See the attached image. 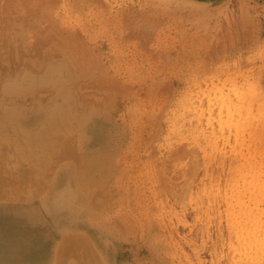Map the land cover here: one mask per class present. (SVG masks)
<instances>
[{
	"label": "rangeland",
	"instance_id": "1",
	"mask_svg": "<svg viewBox=\"0 0 264 264\" xmlns=\"http://www.w3.org/2000/svg\"><path fill=\"white\" fill-rule=\"evenodd\" d=\"M80 1L0 0V167L13 171L0 248L61 240L54 221L8 219L43 210L64 179L81 196L69 220L111 230V244L99 251L72 229L65 252L25 249L18 264H126L134 253L149 264L146 250L161 255L154 264H186L238 216L264 235V188L230 183L264 169V0ZM50 32L62 38L51 46L79 49L23 58ZM224 236L217 257L230 252Z\"/></svg>",
	"mask_w": 264,
	"mask_h": 264
},
{
	"label": "bare ground",
	"instance_id": "2",
	"mask_svg": "<svg viewBox=\"0 0 264 264\" xmlns=\"http://www.w3.org/2000/svg\"><path fill=\"white\" fill-rule=\"evenodd\" d=\"M83 1L84 0H82V2ZM90 1H92V0H90ZM128 33L129 32H127V34ZM70 38H72V37H70ZM61 39L62 38L60 35H57L55 33L50 32L49 34L45 35V37L42 38V40L41 39L37 40V45L35 46L33 53L28 54V55H23V58H25L26 56H28V58L34 56L35 59H37V60L39 59V60L46 61V60L52 59V57L62 58L64 55L68 54V53L64 52L65 50L69 49L70 51H72V50H75L78 48L77 45H73V47H70V46L66 47L68 44H70L69 42L65 43V46H63L64 45L63 43L57 44V43H59L58 41ZM54 41L57 42L56 45L53 46V44H52V46H51V43L55 44ZM61 44H63V45H61ZM49 46H51L50 49H49ZM82 48L83 47H80V50L83 53H85ZM72 56H75V55H72ZM248 107L251 108V104ZM66 114H69V113H66ZM13 121H15V123H13V124H17L16 119L12 120V122ZM84 129H86V126L84 127ZM88 129L92 131L91 126H89ZM83 138L92 147V133H90V135H87L86 137H83ZM96 166H98V165H96ZM0 171H1L0 172V187L2 189L5 185L13 182L12 175H11V173L13 171L11 172L10 169H6L4 167H0ZM30 173L31 172H27V171L22 172L21 173L22 176H19L18 178H23V179L26 178V180L29 182V181H31V178H32L31 177L32 173L31 174ZM209 178L211 179V177H209ZM230 179H231V181H230L231 184L234 183L233 182V180H234L237 184L243 185L244 187L261 189V188H264V169L259 168L258 165H256V164H251L246 168L245 171L242 172V175H240V173H239L235 179H233V178H230ZM18 181H20V180H18ZM61 181H64V183L57 181L56 184L53 185L54 187L49 192H47L45 195L40 197L41 198L40 203H41V207L43 208V210L40 209V211H39L37 208H35V210H34L33 206H30L29 204H27L26 206L18 208V209H11L10 211H12V213H15L16 216L13 219H8L9 225H11V224L16 225L19 222H21L22 220H28L30 222L37 221V220H39V221L41 220V221H45V222L54 221L57 225L58 234L59 233L62 234V235L59 234L57 239H61V240H56L55 237H52L49 239L48 236H45V237L41 236V237L37 238L36 241L31 242L29 240H25V241H20L21 243L18 242V243L12 244L10 246L0 248V264H18L19 262H17L18 260H16V259H18L19 256L23 255L25 249H30V248H35L38 251V253H41V254L46 253V252L48 253V255H51L53 253L54 254L55 253H63V252H65V250L68 247V244H67L68 243L67 242L68 233L72 232L70 235L77 237L72 229H75V230L79 231V233H82V234L88 233L89 236L92 237V239L95 243V246L99 251L104 250L106 248V245L108 246L109 242L111 244V242H112L111 235L113 233L111 230L109 231V235H108V233L105 232V234L107 235L105 237V236H103L101 229H98L97 227H95V229H92V233H91V231H88V229H87L88 227H86V225L84 223L82 224L80 221H75L72 223L69 220L68 213H69L70 217H72V215H76L74 213L75 208H77L76 204L80 203V197L81 196L79 197L78 193L74 192V191L71 193V191H70L71 186L68 182L69 180L64 179ZM203 184L205 185V183H203ZM73 186L75 187L74 184H73ZM75 190L78 191L76 189V187H75ZM69 207L72 209L71 213L68 212ZM62 209H64V210H62ZM56 210L57 211L58 210L64 211L61 218L59 216H56V214H57ZM40 212L47 213V216L43 217L42 215L39 214ZM8 213H9L8 209L2 210V211H0V217L9 218ZM248 220L252 221V217L243 219V217L238 216V218L234 217V218L230 219L229 223H226V224H228V226L226 227L227 228L226 233L223 230L222 231L218 230V232H217L218 233L217 241L219 243V244H217L218 246L216 245L217 246L216 247L214 243H210V241L207 240L209 242V244H211L210 246H208L209 244L207 245V242L205 241L204 243H202L200 248H198V249H196V247L192 248V251L190 252V254L187 253L188 255H186L187 256L186 264H222V262L224 260L223 258H225V263L223 262L224 264H264V235L260 234V232L256 229V226H254V224H252L251 222H248ZM115 227L117 228V226H115ZM177 227H178V225H177ZM181 228H182V226H181ZM9 229H12V228H9ZM120 229L121 228L117 229L118 234H119ZM165 230H166V228H165ZM122 232H124V231H122ZM178 232H180V230ZM6 233L7 232H6V229L4 228V226H1L0 227V236L6 235ZM77 233L78 232H76V234ZM192 233H190V235ZM194 233H196V232H194ZM65 234H67V235H65ZM171 234H172V232H171ZM207 234H209V233L207 232ZM225 234L228 238L227 243L229 244L230 252L234 254V257H230V252H229V254H227L226 257H223V258L216 256V253L218 252L219 249H220L219 252L222 251V248L220 246L225 244V242L223 243V239L225 237L224 236ZM179 236H177V237H179ZM208 236H209V239H211V236H213V234L210 233ZM62 237H64V238L62 239ZM125 237L127 238V236H125ZM191 237H193V234ZM196 237L198 238V236H196ZM75 239L76 238H74L69 243V245L72 244V242L75 243L76 242ZM122 239L124 240L125 238H122ZM204 240H206V239H204ZM82 242H84V241H82ZM213 242H214V239H213ZM218 247H219V249H218ZM227 250H228V248H227ZM146 251H148L147 255L149 257L147 259H149L150 261H147V262L149 264H154L156 262H159L162 259L160 254L152 253L149 250H146ZM201 253L206 254L207 257L202 256ZM98 257H99V255L95 256V264H104L103 262H101L102 259H100ZM146 257L147 256L145 255L143 258H146ZM139 258L142 259L141 257H139ZM139 258L137 256V254L134 253L132 258L130 259L129 263H126V264H139L137 262L139 260ZM109 263L110 264H116L113 261L109 262ZM25 264H32V263L27 262ZM49 264H54V263L51 262ZM178 264H179V262H178Z\"/></svg>",
	"mask_w": 264,
	"mask_h": 264
}]
</instances>
